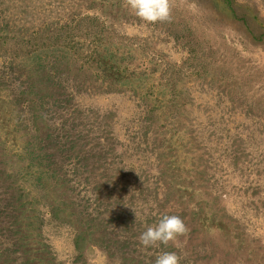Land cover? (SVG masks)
<instances>
[{
	"label": "rangeland",
	"instance_id": "rangeland-1",
	"mask_svg": "<svg viewBox=\"0 0 264 264\" xmlns=\"http://www.w3.org/2000/svg\"><path fill=\"white\" fill-rule=\"evenodd\" d=\"M162 252L264 264V0H0V264Z\"/></svg>",
	"mask_w": 264,
	"mask_h": 264
},
{
	"label": "clouds",
	"instance_id": "clouds-1",
	"mask_svg": "<svg viewBox=\"0 0 264 264\" xmlns=\"http://www.w3.org/2000/svg\"><path fill=\"white\" fill-rule=\"evenodd\" d=\"M137 17L149 24L170 22L172 18L173 0H123ZM188 227L177 215H164L156 225L148 227L139 236L144 248L168 246L179 237L187 236ZM154 264H181V257L176 252H162Z\"/></svg>",
	"mask_w": 264,
	"mask_h": 264
}]
</instances>
